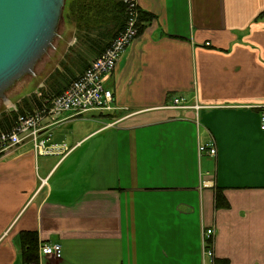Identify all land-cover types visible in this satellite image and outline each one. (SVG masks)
I'll list each match as a JSON object with an SVG mask.
<instances>
[{
    "label": "crops",
    "instance_id": "crops-1",
    "mask_svg": "<svg viewBox=\"0 0 264 264\" xmlns=\"http://www.w3.org/2000/svg\"><path fill=\"white\" fill-rule=\"evenodd\" d=\"M136 2L154 18L104 80L115 110L0 157V264L29 231L63 249L38 264H264V0Z\"/></svg>",
    "mask_w": 264,
    "mask_h": 264
},
{
    "label": "built area",
    "instance_id": "built-area-1",
    "mask_svg": "<svg viewBox=\"0 0 264 264\" xmlns=\"http://www.w3.org/2000/svg\"><path fill=\"white\" fill-rule=\"evenodd\" d=\"M132 14L127 22L125 30L119 35L111 48L106 53L94 61L91 68L87 70L82 79L71 85V88L64 92L60 97L53 100H45L44 108L36 111L32 115L20 116L18 126L10 134L0 135V157L9 153L12 149L20 146L26 141H31L38 154H46L45 140L41 139L43 133L49 131V127L44 124L48 119L54 122L63 114H71L73 117H81L90 112H109L114 111V97L112 91L104 85V80L115 70L119 59L127 52L130 45L140 38V12L136 0H127ZM169 109H196L199 105L191 106L183 98H176L169 106ZM18 112L17 106L10 112ZM72 117V118H73ZM262 131L264 132V116L261 121ZM49 136V133L46 134ZM202 153L216 157L217 153L213 147L202 148ZM214 230L210 229L203 233L204 256L210 261L213 259ZM62 246L59 244H40V257L60 259L62 257Z\"/></svg>",
    "mask_w": 264,
    "mask_h": 264
},
{
    "label": "trees",
    "instance_id": "trees-1",
    "mask_svg": "<svg viewBox=\"0 0 264 264\" xmlns=\"http://www.w3.org/2000/svg\"><path fill=\"white\" fill-rule=\"evenodd\" d=\"M100 8V19L96 22L93 16L95 7ZM140 12V35L146 25L153 21L154 15ZM71 19L76 26V38L80 44L69 60H64L59 69L47 79L42 97L33 95L24 98L18 105V112L0 113V135L10 134L17 128L20 116L32 115L44 108L45 100L60 97L71 88V85L83 78L95 60L108 51L119 35L125 30L132 14L129 3L124 0H75L70 8ZM217 209L228 208L229 203L224 198L222 190L216 196ZM23 259L25 264H38L39 239L36 232H23L21 235ZM228 264V261L219 262Z\"/></svg>",
    "mask_w": 264,
    "mask_h": 264
},
{
    "label": "water",
    "instance_id": "water-1",
    "mask_svg": "<svg viewBox=\"0 0 264 264\" xmlns=\"http://www.w3.org/2000/svg\"><path fill=\"white\" fill-rule=\"evenodd\" d=\"M66 0H0V100L53 47Z\"/></svg>",
    "mask_w": 264,
    "mask_h": 264
},
{
    "label": "rangeland",
    "instance_id": "rangeland-1",
    "mask_svg": "<svg viewBox=\"0 0 264 264\" xmlns=\"http://www.w3.org/2000/svg\"><path fill=\"white\" fill-rule=\"evenodd\" d=\"M74 1H65L66 5L63 11V19L59 25L58 36L53 43V47L36 63L35 75H26L23 77L6 93L7 100H0L1 114L10 112V110L17 106L16 102L22 101L24 98L33 95L41 98L42 90L45 89L47 79L53 72L62 69L63 61L69 60L73 56V53L79 51L78 49L81 48L76 38V26L70 14V8ZM124 2L126 3L127 0H124ZM100 8L96 6L94 12H92L93 16L96 17V22H99L100 19Z\"/></svg>",
    "mask_w": 264,
    "mask_h": 264
}]
</instances>
